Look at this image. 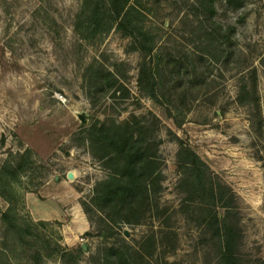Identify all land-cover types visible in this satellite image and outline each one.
Masks as SVG:
<instances>
[{
  "label": "rangeland",
  "instance_id": "rangeland-1",
  "mask_svg": "<svg viewBox=\"0 0 264 264\" xmlns=\"http://www.w3.org/2000/svg\"><path fill=\"white\" fill-rule=\"evenodd\" d=\"M81 3L0 0V146L4 137L0 158H5V151L17 153L22 148L34 153L33 170L11 186L24 216L33 221L24 205L27 192L38 191L55 176L69 181L67 174L72 172L70 182L86 203L96 182L106 177L102 164L79 145L75 135L80 129L117 115L119 120L130 116L150 120L152 113L163 125L159 133L163 178L161 183L150 180L148 186L176 212L166 225L178 239L177 245L170 242L175 250L164 253L162 248L151 264L228 263L223 251L178 211L185 194L177 187L178 146L168 139L166 128L237 195L243 235L240 264H264V0H144L151 9L147 23L161 35L152 66L162 79L155 101L146 94L147 84L139 85L141 60L127 38L112 31L89 43L76 34L73 24ZM115 78L119 91L107 94L108 83ZM242 86L256 89L258 107L238 102ZM174 119L181 122L180 128ZM5 206L0 198V211ZM217 211L223 213L220 207ZM193 216L198 224V212ZM92 221L91 236L77 244L90 249L79 264H93L90 256L103 242L96 236L99 218L93 215ZM55 222L40 231L56 236L62 226ZM159 226L154 220L123 226L121 231L140 242ZM158 240L167 243L163 235ZM43 264L62 263L54 257Z\"/></svg>",
  "mask_w": 264,
  "mask_h": 264
},
{
  "label": "trees",
  "instance_id": "trees-1",
  "mask_svg": "<svg viewBox=\"0 0 264 264\" xmlns=\"http://www.w3.org/2000/svg\"><path fill=\"white\" fill-rule=\"evenodd\" d=\"M150 14L151 9L144 0H82L73 27L76 34L89 43L101 41L112 31L127 38L130 50L141 60L139 85L146 83V94L155 101L162 79L152 72V66L158 58L161 35L147 23ZM118 83L116 78L111 85L108 83L106 93L119 91ZM255 93L254 87L242 86L237 100L242 105L258 107ZM250 97L253 99L247 103ZM149 114L150 120L135 116L119 120L121 115L96 120L75 135L79 145L85 146L90 157L101 163L107 173L96 182L89 203L80 201L91 228L92 216L99 218L96 236L103 242L96 248V254L90 256L93 264H151L153 256L162 248H165L164 253H170L169 248L175 250L170 247L171 241L177 245L176 232L166 225L176 212L163 204L158 192L148 186L150 180L161 183L163 178L159 154L162 143L159 133L163 125L158 117ZM174 121L180 128L181 122ZM165 130L168 139L178 146L176 168L180 178L177 187L185 194L179 213L198 228L211 245L223 251L228 258L226 264H240L243 235L237 195L213 177L210 167L184 140L172 130ZM3 146L4 137L1 138V149ZM5 154L4 159L0 158V198L6 204L0 211V264H43L54 257L62 264H71L70 260L79 264L90 249L65 246L60 233L45 235L40 228L49 222L28 220L12 190L11 186L20 183L34 168L32 149L22 148L17 153L5 151ZM133 176L139 181H133ZM218 207L223 213L217 211ZM195 212L199 215L198 224L193 216ZM154 220H159L161 226L144 235L140 242L132 241L121 231L123 226L133 228ZM55 223L62 226L60 222ZM162 235L167 243L158 240ZM84 236L90 237V231ZM112 239L115 244L111 245L109 240Z\"/></svg>",
  "mask_w": 264,
  "mask_h": 264
},
{
  "label": "crops",
  "instance_id": "crops-1",
  "mask_svg": "<svg viewBox=\"0 0 264 264\" xmlns=\"http://www.w3.org/2000/svg\"><path fill=\"white\" fill-rule=\"evenodd\" d=\"M69 180V179H68ZM58 176L47 181L37 193L27 192L24 205L33 221H57L62 223L61 236L68 247H77L84 234L89 232L90 223L80 205L79 193L73 183Z\"/></svg>",
  "mask_w": 264,
  "mask_h": 264
},
{
  "label": "water",
  "instance_id": "water-1",
  "mask_svg": "<svg viewBox=\"0 0 264 264\" xmlns=\"http://www.w3.org/2000/svg\"><path fill=\"white\" fill-rule=\"evenodd\" d=\"M82 120V119H81ZM67 178L69 179V180H73L74 179V174L72 173V172H69L68 174H67ZM82 247H83V249H86V246L85 245H81Z\"/></svg>",
  "mask_w": 264,
  "mask_h": 264
}]
</instances>
